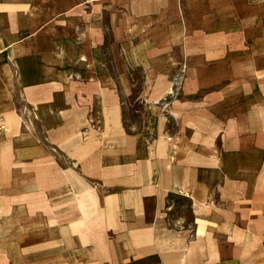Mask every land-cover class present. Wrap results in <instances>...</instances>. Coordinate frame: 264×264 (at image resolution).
Masks as SVG:
<instances>
[{"label":"crops","instance_id":"crops-1","mask_svg":"<svg viewBox=\"0 0 264 264\" xmlns=\"http://www.w3.org/2000/svg\"><path fill=\"white\" fill-rule=\"evenodd\" d=\"M226 1L0 0L1 73L12 93L44 108L46 134L65 157L28 146L27 189L13 173L0 180V264H264V113L213 112L204 97L193 101L204 107L192 112L211 122L198 147L194 139L181 152L179 135L152 147L125 128L116 84L96 61L104 14L108 51H194L206 23L220 33ZM65 53L75 65L91 55L79 67L87 79L63 67ZM93 106L107 126L80 139ZM175 191L192 199L193 227L169 225Z\"/></svg>","mask_w":264,"mask_h":264},{"label":"rangeland","instance_id":"rangeland-1","mask_svg":"<svg viewBox=\"0 0 264 264\" xmlns=\"http://www.w3.org/2000/svg\"><path fill=\"white\" fill-rule=\"evenodd\" d=\"M234 3L238 7L236 12ZM204 5L203 1L201 6ZM223 6L226 13L216 17L224 19L218 24L220 33L209 30L215 26L209 20L211 23H206L208 31L200 34L207 37L200 40L201 45H197L194 51H162L161 48L158 51H108V23L104 14L106 40L102 46L104 51H97L99 59L96 61L102 73L116 84L125 128L142 133L148 145L155 147L157 142L173 144L174 135H179L177 140L185 143L181 145V152L183 146H186V151L189 145L186 143L194 139L192 146L198 147L203 134L199 129L204 123L210 125L211 122L205 121L201 113L192 112L204 107L202 102L193 101H201L204 97L210 101L205 106L213 112L222 113L227 108L234 112L254 106L264 113V0H227ZM199 22L197 16L196 25L204 26ZM66 53L64 62L72 59ZM77 58L76 65L72 62L62 65L67 69L66 65L70 67L73 64L72 67L80 72L74 75L75 78L85 80L89 74L82 69L80 71L79 67L89 65L91 55ZM3 75L0 69V180H6L13 173L18 176V189H27L22 182L32 173L27 170L28 158H24L31 149L28 146L34 145L48 154L50 152L54 161H65V157L46 134L41 112L44 108L26 98V94L14 89L12 93L13 82L4 79ZM176 76L182 79L178 89L173 83ZM7 115H11L9 120L5 118ZM106 126L103 114L93 106L78 130V137L83 138L87 129L101 133ZM23 131L29 135L22 134V141L17 143L16 134ZM42 153L34 157L35 165L42 163ZM11 160H15L13 165L19 163V167L12 168ZM168 203L171 205L170 226H194L193 201L188 195L170 192ZM182 216L183 220L179 221ZM12 234L13 231H6L3 237Z\"/></svg>","mask_w":264,"mask_h":264},{"label":"built area","instance_id":"built-area-1","mask_svg":"<svg viewBox=\"0 0 264 264\" xmlns=\"http://www.w3.org/2000/svg\"><path fill=\"white\" fill-rule=\"evenodd\" d=\"M181 81H182V79L179 77V76H176L175 78H174V84H175V88H179L180 87V85H181Z\"/></svg>","mask_w":264,"mask_h":264}]
</instances>
